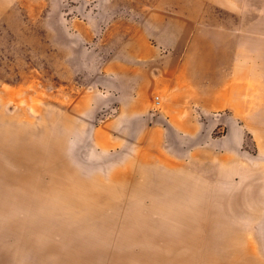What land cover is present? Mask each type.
I'll use <instances>...</instances> for the list:
<instances>
[{
  "label": "rangeland",
  "instance_id": "obj_1",
  "mask_svg": "<svg viewBox=\"0 0 264 264\" xmlns=\"http://www.w3.org/2000/svg\"><path fill=\"white\" fill-rule=\"evenodd\" d=\"M242 25L245 33L254 29L261 38L255 44L264 57V0H0V115L13 119L11 128L26 133L28 144L53 140L52 158L47 152L44 158L0 153L3 168L18 177L17 193L28 196L21 183L30 172L40 184L31 192L51 196L44 207H34L41 212L37 222L48 223L36 230L20 228L21 212L5 203L0 214L5 264H46L33 245L46 249L64 234L48 220L46 209L77 220L70 225L81 233L101 221L100 212L114 214V236L125 215L133 213L139 222L129 226L153 230V237L142 238V247L174 243L175 250L163 249L164 257L186 253L182 257L205 264L200 250L190 248L191 237L178 239L181 231L196 230L209 237L198 242L220 246L215 250L222 260L215 264H264L263 126H244L239 161L229 165L220 159L222 143L230 140L222 125L207 133L214 147L210 153L200 141L205 133L190 150L167 148L161 133L146 135L147 150L135 148L145 144L134 141L106 147L95 134V127L117 112L114 104L98 110L99 79L109 80L110 63L124 61L132 29L142 30L153 44L170 43L165 51L175 45L187 56L190 38L198 32L223 35ZM56 135L64 148L56 145ZM198 211L203 212L197 216ZM2 223L13 225L8 229ZM230 243H238L242 255H235ZM18 249L22 256L10 255Z\"/></svg>",
  "mask_w": 264,
  "mask_h": 264
},
{
  "label": "crops",
  "instance_id": "obj_2",
  "mask_svg": "<svg viewBox=\"0 0 264 264\" xmlns=\"http://www.w3.org/2000/svg\"><path fill=\"white\" fill-rule=\"evenodd\" d=\"M243 27L223 35L195 33L187 56L175 45L165 51L170 43L153 44L142 30L132 29L124 61L110 63L109 80L99 79L98 110L114 104L117 112L95 127L98 143L112 148L143 142L135 148L147 150L146 135L161 133L167 148L190 150L205 133L200 141L210 153L207 133L222 125L230 140L222 143L221 164L238 163L244 126L264 127V57L255 44L261 38ZM154 93L161 96L159 115L151 112Z\"/></svg>",
  "mask_w": 264,
  "mask_h": 264
},
{
  "label": "bare ground",
  "instance_id": "obj_3",
  "mask_svg": "<svg viewBox=\"0 0 264 264\" xmlns=\"http://www.w3.org/2000/svg\"><path fill=\"white\" fill-rule=\"evenodd\" d=\"M57 118H59V116ZM61 120L63 121V119ZM14 124L13 119L0 115V153H9L10 158H44L47 152L49 158L53 157L51 148L53 140L51 141V138H49L48 141L33 139V143L28 144L25 140H23L25 139L24 134L26 133L11 128ZM27 135L30 136L29 133H27ZM45 135H47V133H45ZM46 137H48V135ZM55 143L58 147L64 148V143L62 142L61 137L57 136V138H55ZM13 174L14 173L12 171L4 169L0 161V214L2 215L5 212L4 205L5 203H8L21 212V216H17L16 221V224L20 228L29 230L31 228H35V230L41 229L43 225L48 223L37 222V216L41 212H37L35 209L37 207H44L45 202L47 203L51 196L31 192L37 190L38 187H40V184L30 172L27 173L28 181L21 183L24 188L29 190L28 196L17 193L15 178L18 177H15ZM225 179L227 178L225 177ZM171 188L176 187L174 185L171 186ZM157 190H159V188H157ZM59 201L60 199L58 198L57 202ZM236 203L237 202L232 203V208L238 207V205H235ZM157 207L160 206L157 205ZM43 212L48 215L49 221L54 222L56 229L64 232V234L59 235L57 241L52 242L46 249L39 245H33L39 250L38 255L45 258L46 264H194L193 258L182 257L187 255L186 253L174 254L176 257H164L163 249L170 248L175 250L174 243L163 242L159 244L157 248H149L146 245V249L142 247V238L153 237V230H144L139 227L129 226V223L135 224L139 222V219L136 216L134 217V222L133 213L125 215L126 220H124V223L114 236V227L111 226L116 221L114 214L100 212L98 217L101 221L94 222L95 227L88 229L85 233H81L80 230L70 225L73 223L79 224V222L74 218L68 217L64 214L62 217H59L47 209ZM200 212L203 211L196 212V215L198 216V213ZM90 219L91 218H89V220ZM79 220L83 224L85 223L84 220H86V217L81 216ZM24 222L25 224H23ZM200 222H202V218ZM12 225L13 223H6L3 226L11 229ZM204 225L207 229L210 227L207 222H205ZM195 231L196 230H190L187 232L181 231L182 234H178V239H188L191 237L190 239L193 240L190 241L191 243H188L190 244V248L193 250H200V254L203 256V262L205 264H215L216 262L222 260V255L218 254L215 250L220 246L211 244L208 241L205 243L198 242H203L206 238L208 240L209 237H207L208 234L197 235ZM16 234L18 236L23 235L20 230H16ZM165 240L167 241V239ZM249 243H253V241L248 242V244ZM228 245L233 246L236 253L235 255H242V251L244 250L238 243H230ZM9 253L11 256H17V254H19L18 256H22L20 249L16 252L9 250ZM6 256H8L6 253L0 252V258H4ZM5 260L6 258L3 259L1 264H5ZM252 262H250V264H252Z\"/></svg>",
  "mask_w": 264,
  "mask_h": 264
},
{
  "label": "built area",
  "instance_id": "obj_4",
  "mask_svg": "<svg viewBox=\"0 0 264 264\" xmlns=\"http://www.w3.org/2000/svg\"><path fill=\"white\" fill-rule=\"evenodd\" d=\"M153 108H154V110H153V112H154V115H159V112H157V111H159L158 110V108H159V105L161 104V100H160V97H159V95H154V97H153Z\"/></svg>",
  "mask_w": 264,
  "mask_h": 264
}]
</instances>
